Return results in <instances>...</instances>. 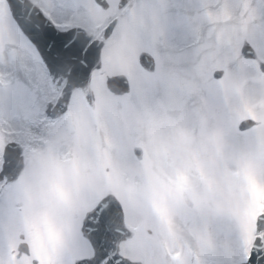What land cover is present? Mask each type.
<instances>
[{
	"label": "snow or ice",
	"instance_id": "obj_1",
	"mask_svg": "<svg viewBox=\"0 0 264 264\" xmlns=\"http://www.w3.org/2000/svg\"><path fill=\"white\" fill-rule=\"evenodd\" d=\"M0 264H264V0H0Z\"/></svg>",
	"mask_w": 264,
	"mask_h": 264
},
{
	"label": "rangeland",
	"instance_id": "obj_2",
	"mask_svg": "<svg viewBox=\"0 0 264 264\" xmlns=\"http://www.w3.org/2000/svg\"><path fill=\"white\" fill-rule=\"evenodd\" d=\"M172 115L173 114L170 112L169 113H162L161 118L164 119L165 121H167ZM144 135L147 136V133L145 132ZM192 139H193V141L198 142L200 138L198 136H193Z\"/></svg>",
	"mask_w": 264,
	"mask_h": 264
},
{
	"label": "water",
	"instance_id": "obj_3",
	"mask_svg": "<svg viewBox=\"0 0 264 264\" xmlns=\"http://www.w3.org/2000/svg\"><path fill=\"white\" fill-rule=\"evenodd\" d=\"M118 86H119V85H117V84H113L111 87L113 88V90H114L115 92H118Z\"/></svg>",
	"mask_w": 264,
	"mask_h": 264
},
{
	"label": "clouds",
	"instance_id": "obj_4",
	"mask_svg": "<svg viewBox=\"0 0 264 264\" xmlns=\"http://www.w3.org/2000/svg\"><path fill=\"white\" fill-rule=\"evenodd\" d=\"M217 209H218V210H222V206L218 205V206H217Z\"/></svg>",
	"mask_w": 264,
	"mask_h": 264
}]
</instances>
